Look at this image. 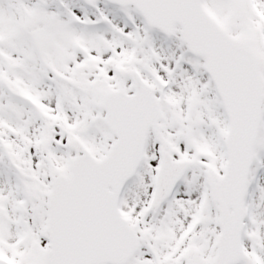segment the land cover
I'll return each instance as SVG.
<instances>
[{
    "label": "snow or ice",
    "instance_id": "snow-or-ice-1",
    "mask_svg": "<svg viewBox=\"0 0 264 264\" xmlns=\"http://www.w3.org/2000/svg\"><path fill=\"white\" fill-rule=\"evenodd\" d=\"M0 264H264V0H0Z\"/></svg>",
    "mask_w": 264,
    "mask_h": 264
}]
</instances>
